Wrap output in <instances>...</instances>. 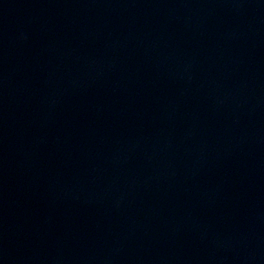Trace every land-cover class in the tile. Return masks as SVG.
Listing matches in <instances>:
<instances>
[{"label":"water","instance_id":"obj_1","mask_svg":"<svg viewBox=\"0 0 264 264\" xmlns=\"http://www.w3.org/2000/svg\"><path fill=\"white\" fill-rule=\"evenodd\" d=\"M0 264H264V0H0Z\"/></svg>","mask_w":264,"mask_h":264}]
</instances>
